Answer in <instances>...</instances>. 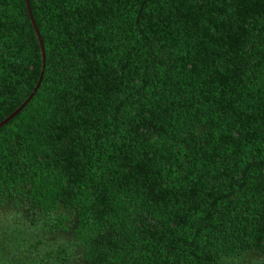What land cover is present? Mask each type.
<instances>
[{"label": "trees", "instance_id": "1", "mask_svg": "<svg viewBox=\"0 0 264 264\" xmlns=\"http://www.w3.org/2000/svg\"><path fill=\"white\" fill-rule=\"evenodd\" d=\"M27 2L0 264H264V0ZM39 66L0 0V119Z\"/></svg>", "mask_w": 264, "mask_h": 264}, {"label": "water", "instance_id": "2", "mask_svg": "<svg viewBox=\"0 0 264 264\" xmlns=\"http://www.w3.org/2000/svg\"><path fill=\"white\" fill-rule=\"evenodd\" d=\"M24 4H25V7H26V11H27V15H28V18H29L30 25L32 27L34 36H35L36 41H37V45H38V49H39V55H40V66H39V71H38L37 78H36L32 88L27 93L26 97L18 105H16L7 115H5L3 118L0 119V125H2L7 119H9L13 114H15L23 106V104L29 99V97L32 95V93L36 89V87H37V85L39 83V80L41 78L42 71H43L44 54H43V49H42V42H41L40 36L38 34V31H37L36 25L34 23V20H33L32 16H31L30 11H29V6H28L27 0H24Z\"/></svg>", "mask_w": 264, "mask_h": 264}]
</instances>
